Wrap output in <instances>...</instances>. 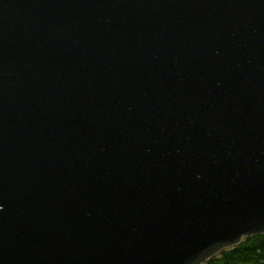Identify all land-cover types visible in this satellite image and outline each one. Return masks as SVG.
<instances>
[{
  "label": "water",
  "instance_id": "water-1",
  "mask_svg": "<svg viewBox=\"0 0 264 264\" xmlns=\"http://www.w3.org/2000/svg\"><path fill=\"white\" fill-rule=\"evenodd\" d=\"M263 232L264 0H0V264Z\"/></svg>",
  "mask_w": 264,
  "mask_h": 264
},
{
  "label": "trees",
  "instance_id": "trees-1",
  "mask_svg": "<svg viewBox=\"0 0 264 264\" xmlns=\"http://www.w3.org/2000/svg\"><path fill=\"white\" fill-rule=\"evenodd\" d=\"M202 264H264V232L244 237Z\"/></svg>",
  "mask_w": 264,
  "mask_h": 264
}]
</instances>
